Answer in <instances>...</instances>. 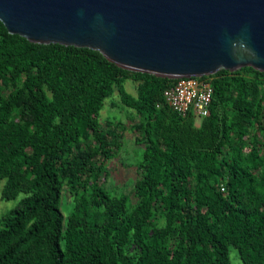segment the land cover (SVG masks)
Instances as JSON below:
<instances>
[{
    "label": "trees",
    "instance_id": "16d2710c",
    "mask_svg": "<svg viewBox=\"0 0 264 264\" xmlns=\"http://www.w3.org/2000/svg\"><path fill=\"white\" fill-rule=\"evenodd\" d=\"M204 77L208 115L181 117L163 98L175 79L0 21V198L17 200L0 219V264H232L230 247L264 264V72ZM115 91L141 149L121 193L106 181L125 126L99 120Z\"/></svg>",
    "mask_w": 264,
    "mask_h": 264
},
{
    "label": "water",
    "instance_id": "95a60500",
    "mask_svg": "<svg viewBox=\"0 0 264 264\" xmlns=\"http://www.w3.org/2000/svg\"><path fill=\"white\" fill-rule=\"evenodd\" d=\"M0 21L29 42L163 78L264 72V0H0Z\"/></svg>",
    "mask_w": 264,
    "mask_h": 264
},
{
    "label": "rangeland",
    "instance_id": "374dc122",
    "mask_svg": "<svg viewBox=\"0 0 264 264\" xmlns=\"http://www.w3.org/2000/svg\"><path fill=\"white\" fill-rule=\"evenodd\" d=\"M135 87L136 83L132 80H126L124 82V88L133 96L136 94ZM128 115V110H126L119 101L117 91L114 92L112 98L105 100V105L99 115V120L101 122H104L106 119H112L115 122L119 120L125 126L123 130L124 136L122 138L123 146L120 149L118 156L112 160L109 166L111 172L106 181V186L114 188L118 193L128 192L131 189L135 178V162L138 158V152L141 150L140 146L135 145L133 142V134L129 128L131 120ZM197 122H199V120H197ZM16 202V199L4 200L0 198V219L16 204ZM69 206L66 198L63 197L62 210L65 215H68L70 211ZM229 254L232 264H243L237 254L236 248L230 247Z\"/></svg>",
    "mask_w": 264,
    "mask_h": 264
},
{
    "label": "built area",
    "instance_id": "2783aa9c",
    "mask_svg": "<svg viewBox=\"0 0 264 264\" xmlns=\"http://www.w3.org/2000/svg\"><path fill=\"white\" fill-rule=\"evenodd\" d=\"M213 88L209 78L189 76L176 78L163 91V98L181 117L188 115L201 119L208 115Z\"/></svg>",
    "mask_w": 264,
    "mask_h": 264
}]
</instances>
